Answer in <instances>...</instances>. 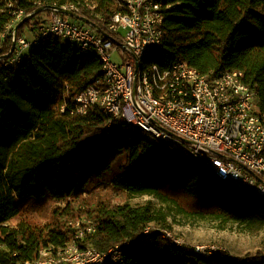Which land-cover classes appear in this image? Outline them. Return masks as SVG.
<instances>
[{
  "label": "trees",
  "instance_id": "1",
  "mask_svg": "<svg viewBox=\"0 0 264 264\" xmlns=\"http://www.w3.org/2000/svg\"><path fill=\"white\" fill-rule=\"evenodd\" d=\"M84 1L0 0V264H12L7 251L35 260L45 247L65 248L76 239L70 223L82 218L95 226L92 234L85 232L82 247L101 252L122 247V261L106 264H264V254L204 256L154 235L145 242L149 226H165L164 213L150 206L95 202L97 189L111 186L130 196L156 198L188 217L240 223L252 234L264 230L263 197L228 185L191 154L153 144L139 128L96 107L85 115L77 112L75 98L103 77L97 55H82L73 43L47 36L10 64L13 43L6 32L12 8L28 16L45 6L79 3L76 15L103 30L120 0H89L97 3L94 12ZM162 2L169 6L164 39L144 58V66L168 70L184 62L209 77L241 71L264 113V0ZM43 13L51 11L36 14L19 33ZM112 39L120 41L118 35ZM45 198L66 201L45 228L31 232L9 225L28 201Z\"/></svg>",
  "mask_w": 264,
  "mask_h": 264
},
{
  "label": "built area",
  "instance_id": "2",
  "mask_svg": "<svg viewBox=\"0 0 264 264\" xmlns=\"http://www.w3.org/2000/svg\"><path fill=\"white\" fill-rule=\"evenodd\" d=\"M84 5L91 12L97 9V3L89 0ZM78 6L62 8L76 13ZM168 8L162 0H120L103 30L51 11L46 23L33 28L31 42L24 37L17 40L10 64L47 36L73 43L82 55H97L103 77L75 98L78 113L85 115L96 107L119 123L139 128L153 144L191 154L228 185L264 198V113L256 89L244 82V73L224 70L209 77L184 62L168 70L144 66L147 54L163 42ZM10 13L7 30L26 16L18 7ZM110 35L120 37L118 44ZM111 127L109 123L107 134ZM153 240L145 237V242ZM190 249L204 256L215 252ZM121 256V246L103 256L89 250L79 264L121 262Z\"/></svg>",
  "mask_w": 264,
  "mask_h": 264
},
{
  "label": "rangeland",
  "instance_id": "3",
  "mask_svg": "<svg viewBox=\"0 0 264 264\" xmlns=\"http://www.w3.org/2000/svg\"><path fill=\"white\" fill-rule=\"evenodd\" d=\"M48 15L47 13L41 14L34 22L25 27L22 33H19L21 27L16 32V26H10L7 30V36H11L14 49H16L17 40L21 37L27 38L31 42L34 37L33 28L40 26L43 22L46 23L49 20ZM122 33L125 31L122 30ZM120 61L122 60H116L118 63ZM96 192L95 202L98 203L111 205L128 203L134 207L150 206L155 212L164 213L166 215L165 226L157 224L149 226L144 231L143 238L149 236V239H152L155 236L156 240L157 237H161L166 241L199 249L205 253L224 251L234 258H252L264 254V230L252 234L240 223L223 224L215 219L188 217L179 214L175 208L161 203L156 198L130 196L126 192L111 186H102ZM65 205L66 201L58 203L48 198L30 200L25 204L21 215L9 225L36 232L52 222L55 209ZM70 225L77 231L75 239L77 241L73 240L65 248H57L53 245L45 247L40 250L39 257L35 260L26 259L15 251H7L12 264H79L89 250L98 252L100 256L107 253L101 252L91 245L85 246V248L81 245L85 232L92 234L95 231L94 224L82 218L81 220H73ZM109 252L110 250H108Z\"/></svg>",
  "mask_w": 264,
  "mask_h": 264
},
{
  "label": "water",
  "instance_id": "4",
  "mask_svg": "<svg viewBox=\"0 0 264 264\" xmlns=\"http://www.w3.org/2000/svg\"><path fill=\"white\" fill-rule=\"evenodd\" d=\"M44 11H54V12H58V13H60V14H62V15H67V16H70V17H75V18L80 19V20H82V21H84V22H87V23H89V24H92V23L88 22L87 20H85V19H83V18L77 16L76 13H72V12H70V11H66V10H65L64 8H62V7H58V6H45V7H42V8H40V9H38L37 11L33 12L32 14L26 16V17H25V18H24V19H23V20L17 25L15 31L17 32L18 29H19L20 27H22L26 22L30 21V20H31L36 14L41 13V12H44ZM105 36L108 37V35H105ZM14 50H15V49H14V46H13V48H12V50H11L9 56L14 52Z\"/></svg>",
  "mask_w": 264,
  "mask_h": 264
}]
</instances>
